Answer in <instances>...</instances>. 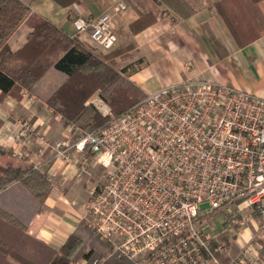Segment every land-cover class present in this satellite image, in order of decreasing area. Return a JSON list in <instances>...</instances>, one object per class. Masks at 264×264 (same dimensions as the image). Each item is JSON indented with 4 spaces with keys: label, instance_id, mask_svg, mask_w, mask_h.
Masks as SVG:
<instances>
[{
    "label": "built area",
    "instance_id": "built-area-1",
    "mask_svg": "<svg viewBox=\"0 0 264 264\" xmlns=\"http://www.w3.org/2000/svg\"><path fill=\"white\" fill-rule=\"evenodd\" d=\"M114 10H126L125 3ZM72 24L77 35L89 31L102 52L118 42L111 13ZM87 104L111 118L107 126L85 132L71 125L75 140L48 146L56 159L79 153V176L89 173L88 157L104 169L105 182L84 209L111 257L129 264H253L264 237V98L192 80L148 94L120 118L99 95ZM21 126L25 136L31 127ZM246 212L261 220L232 254V241L214 234L210 222L222 214L233 235L247 225Z\"/></svg>",
    "mask_w": 264,
    "mask_h": 264
},
{
    "label": "crops",
    "instance_id": "crops-1",
    "mask_svg": "<svg viewBox=\"0 0 264 264\" xmlns=\"http://www.w3.org/2000/svg\"><path fill=\"white\" fill-rule=\"evenodd\" d=\"M21 1L70 37L77 35L74 18L111 13L118 36L112 50L127 48L116 58L117 66L147 95L187 81L211 80L264 98V2L259 5L262 32L244 34V39L253 41L240 47L208 0H186L177 8L156 0H75L67 7L54 0ZM119 2L125 3L126 10L115 12ZM29 31L22 24L9 46L13 50L21 47ZM78 38L95 48L89 31ZM62 81L50 68L32 90L15 88L2 95L0 89V159L6 156L17 168L47 172L51 182L41 210L19 186L0 193V207L18 219L10 224L0 219V264H47L48 250L59 251L72 236L82 238L85 245L93 242L85 240L84 233L91 229L84 205L97 186L94 163L88 157L89 173L79 176V153L71 150V160L56 159L48 146L76 138L65 117L46 102ZM22 123L31 127L25 136L20 135ZM88 187L87 193L84 188ZM245 216L247 227H237L233 235L216 233L232 241V254L246 246L261 220L257 213L246 212ZM216 217L227 226L225 216ZM258 245L261 248L257 247L253 264H264V237Z\"/></svg>",
    "mask_w": 264,
    "mask_h": 264
},
{
    "label": "trees",
    "instance_id": "trees-1",
    "mask_svg": "<svg viewBox=\"0 0 264 264\" xmlns=\"http://www.w3.org/2000/svg\"><path fill=\"white\" fill-rule=\"evenodd\" d=\"M62 6H70L75 0H54ZM179 7L184 0H156ZM179 2V3H178ZM181 2V3H180ZM264 0H208L211 7L224 19L240 47L253 40L243 36L256 30L262 32L259 5ZM176 3L177 5H174ZM26 24L30 31L25 43L16 50L9 46V40L16 30ZM139 24V23H138ZM255 35V36H256ZM127 48L104 53L88 43L79 40L78 35L68 36L51 21L33 13L21 0H0V89L2 95L11 90L26 88L32 90L37 82L54 68L62 83L46 98L55 111L61 113L69 125L93 132L107 126L111 118L86 102L94 94L109 105L115 118L132 111L146 98V93L125 77L116 58ZM75 130L73 129V132ZM19 186L27 192L41 210L51 191L47 172L38 169L24 170L10 164L8 157L0 159V193L11 192ZM0 219L7 223L18 221L0 207ZM1 242V240H0ZM94 244L91 242L90 245ZM82 238L72 236L57 251L48 250L47 264H129V262L105 255H96L95 245L91 250ZM9 250V249H8ZM261 261V259H260Z\"/></svg>",
    "mask_w": 264,
    "mask_h": 264
},
{
    "label": "rangeland",
    "instance_id": "rangeland-1",
    "mask_svg": "<svg viewBox=\"0 0 264 264\" xmlns=\"http://www.w3.org/2000/svg\"><path fill=\"white\" fill-rule=\"evenodd\" d=\"M126 78H128V77H126ZM94 96H97V94H95ZM92 170L95 173V175H97V176L99 175L97 178H95V180H94L93 183H96V185H99L100 183H104L105 182V179H104V176H105L104 169L102 167L98 166V165L93 164ZM84 190H85V192L88 193L89 187L88 188H84ZM203 207H206L207 208L206 205H204ZM210 225H211L212 228H214V230H213L214 231V234L221 233L222 231H226L227 230L226 224L224 226L223 220H221V218H218V217H216V219L214 218L210 222ZM84 234L86 235L85 240H87V241H90L91 240V241L94 242V244H92V245L93 246L95 245V250H96V255L95 256H99V255H105L106 257H110L111 256V254H112L111 246L108 243L103 242L99 238V236L97 235V233H96V231L94 229H91V231L88 230ZM90 244L91 243H88V242L86 243V246L88 248L86 250H91L92 245H90ZM83 261L87 262L86 260H83ZM83 261L80 260V261L76 262V264H82ZM100 264H103V259H102V261H100Z\"/></svg>",
    "mask_w": 264,
    "mask_h": 264
}]
</instances>
